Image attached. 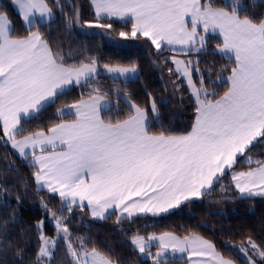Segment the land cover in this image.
<instances>
[{
    "label": "snow or ice",
    "instance_id": "6c2138e0",
    "mask_svg": "<svg viewBox=\"0 0 264 264\" xmlns=\"http://www.w3.org/2000/svg\"><path fill=\"white\" fill-rule=\"evenodd\" d=\"M14 4L23 34H14L15 26L0 12V143L32 169L37 192L47 191L61 202L57 212L40 197L55 235L45 232L46 219L36 223L31 264H56L60 244L67 264H120L95 246L89 248L90 237H73L69 224L77 211L97 221L115 217L120 225L178 210L212 195L217 186L221 195L231 187L240 198H264V11H256L255 0H88L92 19H83L81 4L73 0ZM259 7L264 9V0ZM57 11L67 28L101 29L109 37L116 21L130 24L119 37L143 39L154 47L157 60L163 58L167 67L174 94L187 86L193 104L191 130L172 134L160 124L159 131H152L162 113L151 93L148 106H141L119 86L105 90L99 85L101 70L113 74L114 82L126 83L138 72L136 64L101 63L88 54L66 59L41 30L55 21ZM209 33L222 37L209 54L228 57L234 65L230 75L213 79L212 65L201 68L199 57L208 52ZM221 83L226 85L222 94L215 87ZM74 87L89 91L57 110L59 117L73 119L24 134L23 121L39 119ZM110 93L117 103L123 99L127 104L122 117L102 116ZM179 102H184L182 94ZM242 162L247 170L236 171ZM14 168L9 165L10 171ZM226 177L231 180L228 186L223 183ZM8 192L0 184V197ZM15 200L20 205L21 195ZM15 217L13 210L8 220ZM8 220L0 221V231H7ZM128 241L151 264H169L178 254L189 264H235L194 231L179 236L171 231L141 235L137 230ZM235 248L246 264H264V245L251 235ZM9 249L16 264H25L26 248L5 236L0 251Z\"/></svg>",
    "mask_w": 264,
    "mask_h": 264
},
{
    "label": "trees",
    "instance_id": "16d2710c",
    "mask_svg": "<svg viewBox=\"0 0 264 264\" xmlns=\"http://www.w3.org/2000/svg\"><path fill=\"white\" fill-rule=\"evenodd\" d=\"M10 1L1 0L0 12L6 13L7 17L11 19L15 26L14 34H23L24 26L21 17L14 11ZM73 2L81 4L83 19H92L88 0H73ZM220 2L221 0H217V3ZM245 2L248 3L250 0H245ZM255 2L258 6L256 11H264L259 7L260 0H255ZM113 27L115 29L111 32L113 37L122 39L118 35L119 31H126L130 24L125 26L123 22L116 21ZM41 30L47 34L49 42L58 46L65 58L70 61L72 58L82 59L84 54H88L97 57L101 63L125 66L136 64L139 69L137 78L129 79L126 83L122 80L114 82L110 75L103 72L99 76V85L105 90L119 86L126 90L132 100L141 106H148L150 102L148 93H151L157 104L160 105L162 113L160 123H152V131H159L160 124L172 134H182L191 130L194 119L193 104L187 86L185 85L181 93H173L167 67H164L162 63L163 58L157 60L154 47L145 40L122 39L125 46L114 45L106 35L99 32L101 29L92 28L83 32L78 31L77 26H73L71 29L67 28L58 11L55 21L50 26L42 27ZM220 42L219 37H210L208 52L200 56L201 68H204L206 64L214 67L213 79L217 75H230L228 69L234 66L226 56L209 54ZM168 67H172V65L169 64ZM222 68L224 71H221ZM171 79L175 80L176 77ZM215 87L216 91L222 94L226 85L221 83ZM88 91L89 89L86 87H74L66 91L55 104L49 106L41 114L39 119L23 121L24 134L36 130L38 127L59 122L60 119L71 117L64 116L61 118L57 115V110L65 105H70L79 98L81 93L86 95ZM181 94L184 101L182 104L179 102ZM108 100L110 106L102 112V116L106 119H116L127 112V104L123 99L117 103V98L110 93ZM161 100H164L166 104L162 105ZM252 154L258 156L257 152ZM10 164L15 165L14 170H9ZM237 169H247V165L242 162ZM31 172L32 169L27 167L10 147L0 143V184L6 185L9 189L7 196L0 197V221L8 220L13 210L16 212L15 220H8L7 231H0V241L7 236L8 242H21L27 250L25 264H31L35 259V225L43 217H47V213L41 207L40 197H43V200L49 203V207L57 212L61 206L58 197H54L47 191L37 192ZM223 183L228 186L231 183L230 177H226ZM17 194L21 195L20 205H17L15 200ZM69 228L73 237L77 235L90 237L92 243L88 245L89 248L95 246L114 260L120 261V264H151L146 257L138 255L128 241V238L137 230L140 231L141 235L171 231L179 236L187 234L188 231H194L215 243L218 250L226 258L232 259L235 264H246L242 256L238 254L235 245L241 243L247 235H251L258 244L264 245V198L243 199L231 187H228L226 194L221 195L220 188L217 186L216 192L212 195L193 200L187 205H182L178 210L161 214L155 218L149 216L148 218L137 219L135 223L124 222L117 225L115 217L106 221H97L93 220L90 215L81 214L77 211L71 216ZM46 232L52 236L55 235L52 223L47 219ZM152 250L155 251V248ZM67 260L64 246L60 244L56 249V264H67ZM0 261H3V264H16V258L11 249L7 252L0 251ZM181 261L180 259H173L169 261V264H178Z\"/></svg>",
    "mask_w": 264,
    "mask_h": 264
},
{
    "label": "rangeland",
    "instance_id": "374dc122",
    "mask_svg": "<svg viewBox=\"0 0 264 264\" xmlns=\"http://www.w3.org/2000/svg\"><path fill=\"white\" fill-rule=\"evenodd\" d=\"M0 3H1V0H0ZM10 4H11V6H12V8H13L14 0H11V1H10ZM13 9H14V8H13ZM14 11H16V10L14 9ZM16 12H17V11H16ZM17 13H18V12H17ZM18 14H19V13H18ZM19 15H20V14H19ZM8 19H9V17H8ZM9 20L11 21V19H9ZM11 22H12V21H11ZM85 30L89 31L90 29H81V28L78 27V31H83V32H85ZM102 31H103V30H99L100 33H102ZM106 36H107V38L109 39V41H110L112 44H114V45H119V46H125V42H124L122 39L115 38V37H113L112 34L110 35V37H109L108 35H106ZM214 36H217V38L219 37L220 40L222 39V37H221L218 33H209V38H210V37H214ZM167 55H172V53H167ZM179 58H180V59H183L184 57H179ZM199 60H200V57H199ZM103 72H104V71H101L100 73H103ZM104 73H105V72H104ZM138 74H139V69H138V72H137L136 74H134V75H130V76L128 77L127 80L137 78ZM112 76H113V74H111V78H112ZM220 76H227V75H220ZM252 155H253V154H252ZM253 157L255 158V157H257V156H253ZM236 170H247V169H237V168H236ZM198 200H199V199H198ZM42 219H46V217H43ZM45 232H46V223H45ZM46 233H47V232H46ZM48 235H49V236H52V235H50V234H48ZM237 252H238V254L241 255L242 258L245 260V258L243 257V255L239 253L238 249H237Z\"/></svg>",
    "mask_w": 264,
    "mask_h": 264
},
{
    "label": "crops",
    "instance_id": "0c3cea01",
    "mask_svg": "<svg viewBox=\"0 0 264 264\" xmlns=\"http://www.w3.org/2000/svg\"><path fill=\"white\" fill-rule=\"evenodd\" d=\"M13 8L19 13V10H18V8L16 7V5L15 4H13ZM106 73V72H105ZM106 74H108V75H110V77H111V74H109V73H106ZM110 106V103H109V105L108 106H106V108L105 109H107L108 107ZM104 109V110H105ZM103 110V111H104ZM102 111V112H103ZM102 114V113H101ZM71 119H73V117H68L67 119H64V120H71ZM14 151V150H13ZM15 152V151H14ZM16 154V153H15ZM236 171H243V170H236ZM175 259H180L179 258V254H178V256H177V258H175ZM180 260H182V259H180ZM178 264H189V262H187L186 260H182L180 263H178Z\"/></svg>",
    "mask_w": 264,
    "mask_h": 264
}]
</instances>
